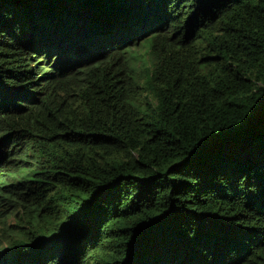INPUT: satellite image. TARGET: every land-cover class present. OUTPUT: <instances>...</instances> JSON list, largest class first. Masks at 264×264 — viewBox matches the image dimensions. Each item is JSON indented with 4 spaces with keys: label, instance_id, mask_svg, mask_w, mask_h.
<instances>
[{
    "label": "trees",
    "instance_id": "obj_1",
    "mask_svg": "<svg viewBox=\"0 0 264 264\" xmlns=\"http://www.w3.org/2000/svg\"><path fill=\"white\" fill-rule=\"evenodd\" d=\"M0 264H264V0H0Z\"/></svg>",
    "mask_w": 264,
    "mask_h": 264
},
{
    "label": "clouds",
    "instance_id": "obj_2",
    "mask_svg": "<svg viewBox=\"0 0 264 264\" xmlns=\"http://www.w3.org/2000/svg\"><path fill=\"white\" fill-rule=\"evenodd\" d=\"M16 221L13 219V216L11 215L10 217H9V223H12V224H14Z\"/></svg>",
    "mask_w": 264,
    "mask_h": 264
}]
</instances>
